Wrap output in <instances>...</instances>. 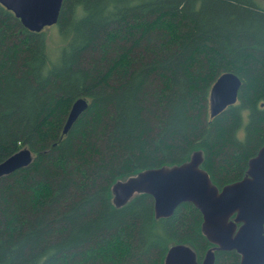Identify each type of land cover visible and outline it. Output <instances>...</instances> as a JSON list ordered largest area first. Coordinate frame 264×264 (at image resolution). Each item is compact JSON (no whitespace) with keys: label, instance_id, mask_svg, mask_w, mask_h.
<instances>
[{"label":"trees","instance_id":"16d2710c","mask_svg":"<svg viewBox=\"0 0 264 264\" xmlns=\"http://www.w3.org/2000/svg\"><path fill=\"white\" fill-rule=\"evenodd\" d=\"M224 71L238 97L211 116ZM263 143L264 0H62L38 31L0 3V160L31 152L0 176V264H164L178 242L201 257L213 243L193 203L157 218L148 193L114 206L111 183L201 148L221 187Z\"/></svg>","mask_w":264,"mask_h":264},{"label":"water","instance_id":"95a60500","mask_svg":"<svg viewBox=\"0 0 264 264\" xmlns=\"http://www.w3.org/2000/svg\"><path fill=\"white\" fill-rule=\"evenodd\" d=\"M62 0H0L28 29L38 31L55 23ZM241 85L232 71L220 73L209 92V112L216 115L234 103ZM84 97H76L65 117L62 132L85 109ZM31 158L22 147L0 160V176L25 166ZM203 150H194L180 163L147 167L116 179L110 185L111 202L118 207L136 193H148L153 216L169 217L181 202H191L202 214L201 231L213 243L201 261L189 244H172L164 264H212L214 249L236 250L238 264H264V143L248 159L244 175L218 187L201 166Z\"/></svg>","mask_w":264,"mask_h":264},{"label":"flooded vegetation","instance_id":"af4514ba","mask_svg":"<svg viewBox=\"0 0 264 264\" xmlns=\"http://www.w3.org/2000/svg\"><path fill=\"white\" fill-rule=\"evenodd\" d=\"M237 97H238V93H237ZM237 100V99H236ZM232 104V103H231ZM203 150V149H202ZM253 156V155H252ZM250 158V157H249ZM248 158V159H249ZM203 159H204V152H203ZM203 161V160H202ZM248 162V161H247ZM246 168H247V166H246ZM245 171H246V169H245ZM245 171H244V173H245ZM209 173V172H208ZM244 173H243V175H244ZM210 175V174H209ZM242 175V176H243ZM241 178V177H240ZM240 178H238V179H240ZM238 179H235V180H238ZM235 180H233V181H235ZM229 182H232V181H229ZM229 182H227V183H229ZM226 184V183H225ZM217 249V248H216ZM220 250H222V249H220ZM196 251V250H195ZM207 251V250H206ZM206 251L203 253V255L201 256V257H198V254H197V257H198V260L199 261H201L202 259H203V257H204V255H205V253H206ZM214 251V250H213ZM197 253V252H196ZM238 253V252H237ZM239 254V253H238ZM239 260H240V254H239ZM214 261V260H213ZM213 264V263H212Z\"/></svg>","mask_w":264,"mask_h":264},{"label":"rangeland","instance_id":"374dc122","mask_svg":"<svg viewBox=\"0 0 264 264\" xmlns=\"http://www.w3.org/2000/svg\"><path fill=\"white\" fill-rule=\"evenodd\" d=\"M53 28L49 27L47 28V32L51 34V36L53 37L54 33H53ZM53 34V35H52ZM51 56L54 57L55 53H54V50L52 49L51 52H50Z\"/></svg>","mask_w":264,"mask_h":264}]
</instances>
